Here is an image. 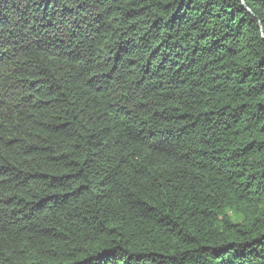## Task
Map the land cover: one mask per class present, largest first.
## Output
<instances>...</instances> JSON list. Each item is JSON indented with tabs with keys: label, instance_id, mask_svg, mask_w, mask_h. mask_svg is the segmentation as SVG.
Instances as JSON below:
<instances>
[{
	"label": "trees",
	"instance_id": "16d2710c",
	"mask_svg": "<svg viewBox=\"0 0 264 264\" xmlns=\"http://www.w3.org/2000/svg\"><path fill=\"white\" fill-rule=\"evenodd\" d=\"M0 264H264V0H0Z\"/></svg>",
	"mask_w": 264,
	"mask_h": 264
}]
</instances>
